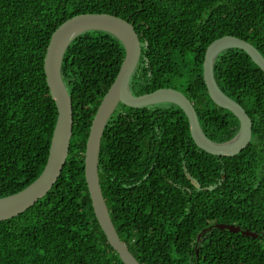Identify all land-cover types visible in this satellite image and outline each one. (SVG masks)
Returning <instances> with one entry per match:
<instances>
[{
  "label": "trees",
  "instance_id": "1",
  "mask_svg": "<svg viewBox=\"0 0 264 264\" xmlns=\"http://www.w3.org/2000/svg\"><path fill=\"white\" fill-rule=\"evenodd\" d=\"M84 13L134 23L142 42L135 95L180 90L209 138L228 142L239 131V119L210 97L205 53L215 39L235 35L264 55V0H0V197L28 186L47 163L58 109L45 56L54 31ZM125 54L102 30L82 33L66 50L69 155L43 198L0 221V264H125L97 219L85 176L90 128ZM214 74L253 122L251 142L236 155L200 148L174 103H120L105 128L101 187L120 238L142 264H264V237L204 230L235 223L264 232V71L246 51L229 48Z\"/></svg>",
  "mask_w": 264,
  "mask_h": 264
},
{
  "label": "water",
  "instance_id": "2",
  "mask_svg": "<svg viewBox=\"0 0 264 264\" xmlns=\"http://www.w3.org/2000/svg\"><path fill=\"white\" fill-rule=\"evenodd\" d=\"M89 30L112 33L123 43L126 54L113 84L96 111L90 128L85 151L86 181L94 211L109 243L125 264H142L120 238L101 187L99 157L102 137L108 121L120 103L136 108L174 103L187 115L192 137L200 148L214 155H236L251 142L253 122L245 108L219 86L214 74L215 61L223 51L239 48L246 51L264 71V55L251 42L235 35L222 36L207 47L203 75L210 97L216 104L228 108L240 121L239 131L233 139L228 142H217L204 132L194 104L182 91L160 88L142 95H135L131 91L130 82L142 53V42L132 21L108 13H84L68 19L52 34L45 56L47 81L58 109L47 163L42 173L28 186L16 193L0 197V221L13 218L32 207L52 189L61 176L73 135V102L62 76V63L66 50L73 40ZM193 183L198 185L195 181ZM212 228L239 232L255 238L264 237V232L251 231L235 223H214L204 230Z\"/></svg>",
  "mask_w": 264,
  "mask_h": 264
}]
</instances>
